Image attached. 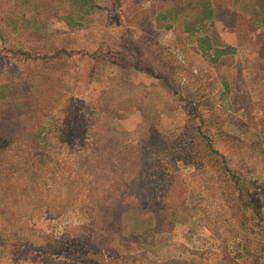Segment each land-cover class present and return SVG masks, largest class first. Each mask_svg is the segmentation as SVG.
I'll return each instance as SVG.
<instances>
[{
    "label": "rangeland",
    "instance_id": "374dc122",
    "mask_svg": "<svg viewBox=\"0 0 264 264\" xmlns=\"http://www.w3.org/2000/svg\"><path fill=\"white\" fill-rule=\"evenodd\" d=\"M263 1L0 0V264H264Z\"/></svg>",
    "mask_w": 264,
    "mask_h": 264
},
{
    "label": "trees",
    "instance_id": "16d2710c",
    "mask_svg": "<svg viewBox=\"0 0 264 264\" xmlns=\"http://www.w3.org/2000/svg\"><path fill=\"white\" fill-rule=\"evenodd\" d=\"M231 49V48H230ZM73 49H67L65 47H62L61 49H58L56 52L52 51V52H47V53H44L42 56H37V58L39 59V61H41L40 63H49V62H52L55 60V58L59 55L60 52H64V53H67L68 55L70 54H73L74 51H72ZM229 50V48H221V49H216L214 50V54H216L215 58L217 59L218 57H221L225 51ZM79 52H83L81 50H79ZM91 52L87 53V56L90 55ZM104 56H108L109 52L105 51L102 53ZM215 59V60H216ZM214 60V61H215ZM134 68L138 69L140 68L142 70L141 67H139L137 64L133 65ZM9 147V141L7 139H3V137H0V149H7ZM217 154L218 152L215 151ZM1 153V152H0ZM244 172L245 170L243 169L241 175L239 176V178H241V181H245V176H244ZM238 178V179H239ZM248 206L250 207V203H247ZM252 211H254V207L251 208Z\"/></svg>",
    "mask_w": 264,
    "mask_h": 264
},
{
    "label": "crops",
    "instance_id": "0c3cea01",
    "mask_svg": "<svg viewBox=\"0 0 264 264\" xmlns=\"http://www.w3.org/2000/svg\"><path fill=\"white\" fill-rule=\"evenodd\" d=\"M263 4V5H262ZM261 5H262V11H263V13H264V1H263V3H262ZM264 27V26H263ZM263 33H264V31H263ZM263 33H260L261 34V36H262V34ZM262 47L264 48V44L262 45Z\"/></svg>",
    "mask_w": 264,
    "mask_h": 264
}]
</instances>
